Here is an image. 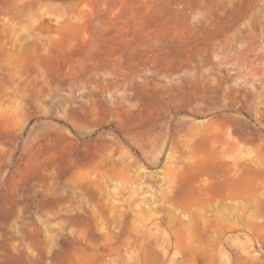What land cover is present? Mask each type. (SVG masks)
<instances>
[{
	"label": "rangeland",
	"instance_id": "1",
	"mask_svg": "<svg viewBox=\"0 0 264 264\" xmlns=\"http://www.w3.org/2000/svg\"><path fill=\"white\" fill-rule=\"evenodd\" d=\"M0 264H264V0H0Z\"/></svg>",
	"mask_w": 264,
	"mask_h": 264
}]
</instances>
